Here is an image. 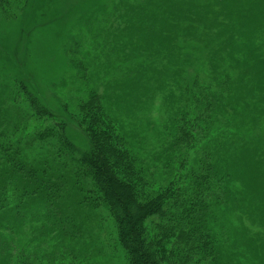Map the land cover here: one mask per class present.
<instances>
[{"label": "trees", "instance_id": "obj_1", "mask_svg": "<svg viewBox=\"0 0 264 264\" xmlns=\"http://www.w3.org/2000/svg\"><path fill=\"white\" fill-rule=\"evenodd\" d=\"M6 25L0 264H264V0H0ZM61 25L38 78L18 41Z\"/></svg>", "mask_w": 264, "mask_h": 264}, {"label": "rangeland", "instance_id": "obj_2", "mask_svg": "<svg viewBox=\"0 0 264 264\" xmlns=\"http://www.w3.org/2000/svg\"><path fill=\"white\" fill-rule=\"evenodd\" d=\"M57 29H60L59 31L61 33H64L67 28L61 25V27L54 26V28H44L41 30H38L34 33V37L31 41V48L30 51H27V48L25 47L26 41L24 39H20L18 42H20V48H19V54L20 58L25 61L26 63V69L33 71V74L38 78H42V75H45L47 79H49L52 75L56 74L52 79H56L58 76L63 74L64 71V54L63 49L66 42L64 40V36L62 34H58ZM2 33H6L9 30V26L6 25L2 26L1 29ZM18 37L17 32H14V39L15 41ZM39 71V72H38ZM41 72V73H40ZM39 73V74H38ZM38 78H36L38 80ZM108 77L106 80H109ZM40 80V79H39ZM38 80V81H39ZM41 81V80H40ZM43 88H45L44 85H42ZM48 102L50 104H55L53 100H51L50 96ZM63 105L66 107L67 110L71 111L73 108V103L67 100L62 101ZM106 104H109V102H106ZM157 107L151 111V117L150 122L152 123V126L148 128V138L151 139L152 142H156L158 140V137L162 136L164 134V131L162 132L161 129L154 130L153 126L161 124V114L158 112V105L155 104ZM145 122V121H144ZM264 122V118H263ZM157 133L160 135L157 136ZM264 136V131H263ZM116 262V261H115Z\"/></svg>", "mask_w": 264, "mask_h": 264}]
</instances>
